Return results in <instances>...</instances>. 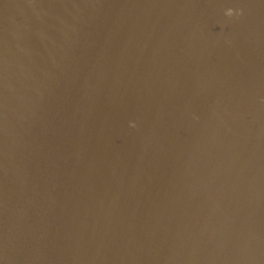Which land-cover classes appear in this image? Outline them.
Returning <instances> with one entry per match:
<instances>
[{
  "label": "water",
  "instance_id": "1",
  "mask_svg": "<svg viewBox=\"0 0 264 264\" xmlns=\"http://www.w3.org/2000/svg\"><path fill=\"white\" fill-rule=\"evenodd\" d=\"M160 1L0 0V264H264V0Z\"/></svg>",
  "mask_w": 264,
  "mask_h": 264
},
{
  "label": "bare ground",
  "instance_id": "2",
  "mask_svg": "<svg viewBox=\"0 0 264 264\" xmlns=\"http://www.w3.org/2000/svg\"><path fill=\"white\" fill-rule=\"evenodd\" d=\"M182 2L178 1V0H172L170 2H157V7H211V4H194V3H190L188 6H184L181 4ZM30 7V6H28ZM68 7V6H65ZM213 7H227L226 3H224V1L222 2H218L216 3Z\"/></svg>",
  "mask_w": 264,
  "mask_h": 264
},
{
  "label": "clouds",
  "instance_id": "3",
  "mask_svg": "<svg viewBox=\"0 0 264 264\" xmlns=\"http://www.w3.org/2000/svg\"><path fill=\"white\" fill-rule=\"evenodd\" d=\"M233 14V10L232 9H228L227 12H226V15H232Z\"/></svg>",
  "mask_w": 264,
  "mask_h": 264
}]
</instances>
